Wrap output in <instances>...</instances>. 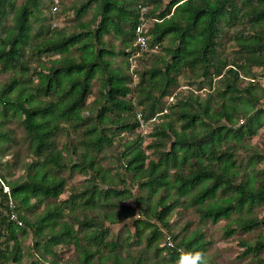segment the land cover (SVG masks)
Wrapping results in <instances>:
<instances>
[{"label":"trees","instance_id":"obj_1","mask_svg":"<svg viewBox=\"0 0 264 264\" xmlns=\"http://www.w3.org/2000/svg\"><path fill=\"white\" fill-rule=\"evenodd\" d=\"M42 4L0 0V76L10 73L0 83V264L22 261L19 233L29 229L37 237L41 259L47 254L57 257L54 248L63 242L74 245L76 264H143L140 259L131 263L134 257L129 252L124 256L116 251L128 240L108 239L105 222L136 213L157 219L148 241L151 246L160 226L170 229V216L178 207H192L202 223L227 219L228 226L252 232L260 223L254 209L264 204V167L257 168L264 163V151H253L243 165L238 150L248 148L246 139L264 126V108L255 109L264 87L254 79L240 84L247 76L242 70L248 73L251 66H264V0H73L60 10L57 4L54 12L73 9L76 31L59 26L46 30L42 25L34 33L33 19L46 12ZM91 4L92 17L83 21ZM53 6L50 0L48 11ZM9 16L12 24L7 25ZM143 22L155 50L132 63L135 30ZM240 23L242 27L231 35L240 56L222 55L218 46L223 30ZM111 33L121 38L119 48L105 39ZM158 47L161 53L155 52ZM28 50L40 69L31 72ZM117 55L124 56L128 72L112 65ZM42 56L49 58L48 64ZM154 57L157 61H151ZM185 74L201 78V86L221 77L203 100L189 88L170 106L175 115L171 117L161 103ZM96 78L100 87L94 103L100 107L90 112L87 100ZM161 113L167 119L155 122ZM12 116L22 124L33 159L22 166L25 175L10 179L3 172L8 164L3 156L13 147L14 135L6 127ZM239 116L245 119L241 125ZM149 122H154L151 154L142 145V128ZM65 130L81 135L64 147L69 157L58 145V135ZM115 131L136 136L120 139L115 157L122 171L112 176L102 160L115 144ZM67 162L87 175L86 188H72L66 199L59 200L67 186L60 169ZM128 199L134 203L124 205ZM41 206L45 208L39 213ZM141 222L135 219L138 235ZM175 239L169 236L160 248L173 264L181 250L206 253L210 244L201 225L180 242ZM243 244L245 250L260 251L264 236L254 245L249 240ZM47 260L58 264L61 259Z\"/></svg>","mask_w":264,"mask_h":264},{"label":"rangeland","instance_id":"obj_2","mask_svg":"<svg viewBox=\"0 0 264 264\" xmlns=\"http://www.w3.org/2000/svg\"><path fill=\"white\" fill-rule=\"evenodd\" d=\"M23 0H17V3H21ZM50 0H42L43 6L42 8L45 13H48L47 16L44 12L39 13V20L33 19V32L37 33L40 31V27L45 25L47 30L48 27L53 29L55 26L65 27L67 32L76 31V13L73 9L68 8L67 10H61V12L55 13L54 9L52 12L48 11ZM56 0H54L55 2ZM58 1V5L60 0ZM73 0H63L62 4L59 5V10L63 9L65 5L72 3ZM94 4H91L88 11H86L83 16V21H88L91 19L92 14L94 12ZM58 10V11H59ZM44 19V20H43ZM42 22H45L43 24ZM7 25L12 24L11 16L8 17V21H5ZM242 24L236 25L237 28L233 27V25H228L223 30L220 36V45L218 46L219 52L224 56L233 57L235 55L240 56V52H237V46L235 43L234 38H232V33L236 30L241 28ZM105 39L109 42H112L117 48L121 43V38L116 37L115 34H107L105 35ZM37 41L35 38L34 42ZM161 47L156 48L155 52H160ZM158 50V51H157ZM161 53V52H160ZM27 60L30 62L31 72L36 68H39V62L36 56L30 54L28 50ZM41 60L46 64L49 63V58L47 56H42ZM157 61L154 57L151 61ZM136 62V61H135ZM114 67H121L126 72H128L127 64L124 62L123 55L115 56V61L112 64ZM40 69V68H39ZM243 74L247 76L241 82V86L248 84L249 81L260 82L264 87V66H251V70L246 73L242 70ZM180 75L178 79V83L170 89L169 93L166 94L161 106L167 107V112L165 114L171 115V105H174L177 98L187 94L189 88L194 90L202 100L206 98L209 92H214L215 87L218 86L219 82L218 79L221 76H215L212 80V83L205 82L203 86H201V78H193L190 74ZM10 73H3L0 76V83L5 82L10 77ZM99 87L100 82L96 78L93 81V88L92 92L87 100L88 111L96 112V109L100 107V104H95V99L99 96ZM191 90V91H192ZM178 93V96L176 95ZM172 95H174L173 100ZM264 108V96L261 97L260 101L257 103L255 109L257 108ZM161 108H159L160 110ZM160 117V118H159ZM171 117H175V115H171ZM157 118V119H156ZM156 119V120H154ZM154 121H162L165 118L162 113L156 114L154 117ZM243 116L238 117V125L243 123ZM245 120V119H244ZM154 122H149L148 125H145L142 129H138V131L142 130L143 134L145 133L144 138L142 139V145L146 148L148 153H153L151 148L148 145L153 141V137L149 134ZM4 127V126H3ZM6 127L8 131H10L14 137L11 146V152L4 151L6 154L3 156V161L8 162L7 166L4 168L3 172L8 175L10 179L18 178L22 175H25V170L22 168L24 163L30 162L33 159V156L29 153L28 148L29 144L26 140L24 130L22 127L21 122L18 119V116H12L11 119L8 121ZM116 132V131H115ZM113 134L114 132L111 131ZM115 136V144L108 150L105 154V159L102 160V163L106 165L111 173L112 176H116L117 174L121 173L122 168L119 162L116 160V153L117 150L121 147V138L127 136V139L133 138L136 136L135 133L130 132H123L119 134L116 132ZM80 132L76 131L74 133H68L66 130L61 132L58 135V145L62 148L65 153L68 152L65 150V146L72 145L76 142L78 138H80ZM19 142V144H18ZM124 142V141H123ZM122 142V143H123ZM246 143L248 144V148L242 147L238 150V160L240 163H244L245 159L249 154L253 151H264V126L259 129V132L246 139ZM153 156V154H152ZM69 157V154H68ZM76 156H73L74 159ZM17 161V163H16ZM73 162H67L66 166H62L60 172L67 178V186L63 194H61L59 200L66 199L70 193L72 192V188H77L80 190H84L86 187L83 185L86 182L87 175L83 172L73 169L71 166ZM246 163V162H245ZM245 165V164H243ZM264 167V163L258 164L257 168L262 169ZM244 170V169H243ZM2 173V171L0 172ZM132 191L134 194L138 193V188L133 186ZM53 203H55L53 201ZM134 200L128 199L123 202L124 205L133 204ZM45 206H41L37 209L40 213L44 210ZM12 212V211H11ZM68 210L66 211V213ZM141 216H136L133 218H121L119 221L116 222H105L106 225L109 227L107 232V238L112 240L118 241H126L128 240L127 245L123 247L121 250L120 247L116 248V251L120 250V253L124 256L129 252L133 255V260L129 259L131 263L133 261L141 260L143 264H151L154 261H159L160 264H173L169 262V254L166 250L160 248L163 247L168 240L169 236L176 237L175 240L180 242L183 237H187L190 232L201 225V229L203 231L205 239L210 241L209 246L206 249L205 256L208 257L209 264H264V249L258 251L256 249L253 250H245L246 246H244V241H251L252 245L256 243V240L259 237L264 236V204L257 206L254 209V216L260 221L259 225L254 228V230L246 231L243 230L241 226H228L227 219H221L217 223H202L200 220L199 214L192 208V207H178L174 209L172 215L170 216V229H167L163 226H160V233L152 242V245H148L149 238L153 235L152 229H154V225H158V220L155 218H149L146 214L141 213ZM32 217V215H31ZM67 218V217H66ZM135 219H141V235H138L136 232V225ZM77 227V226H76ZM234 229L232 233H227L228 230ZM19 237L22 238L23 241V252L24 256L20 263H7V264H49L47 259H56L58 260V264H76L78 263V253L75 251L74 245L72 243H60L56 245L54 251L57 253V257L54 254H47V259L39 258L41 255L42 250L40 248H36L35 241L37 237L32 229H29L27 233L20 232ZM177 259L175 260V262ZM126 264V263H125Z\"/></svg>","mask_w":264,"mask_h":264},{"label":"built area","instance_id":"obj_3","mask_svg":"<svg viewBox=\"0 0 264 264\" xmlns=\"http://www.w3.org/2000/svg\"><path fill=\"white\" fill-rule=\"evenodd\" d=\"M57 4L58 1L56 0L54 2L53 9H57ZM147 13V8H143L142 12V19H144V16ZM147 29H148V24L146 22L140 23L137 25L136 30H135V35H136V50L135 52L131 55V60L132 63H134L141 55L144 53L148 52V50L154 51L155 48H151L148 42V34H147ZM5 189L8 190V187L5 186ZM170 245L173 246V242H170Z\"/></svg>","mask_w":264,"mask_h":264},{"label":"clouds","instance_id":"obj_4","mask_svg":"<svg viewBox=\"0 0 264 264\" xmlns=\"http://www.w3.org/2000/svg\"><path fill=\"white\" fill-rule=\"evenodd\" d=\"M176 264H207V262L202 250H181Z\"/></svg>","mask_w":264,"mask_h":264}]
</instances>
